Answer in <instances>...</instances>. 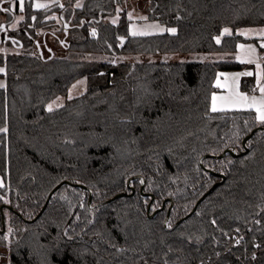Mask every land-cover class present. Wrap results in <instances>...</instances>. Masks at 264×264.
<instances>
[{"label":"trees","instance_id":"trees-1","mask_svg":"<svg viewBox=\"0 0 264 264\" xmlns=\"http://www.w3.org/2000/svg\"><path fill=\"white\" fill-rule=\"evenodd\" d=\"M76 1L0 0L5 27L23 15L0 30L20 46L0 50V264H264V123L211 105L218 74L250 66L162 59L237 50L252 40L237 28L264 26V0H145L176 31L135 35L126 7L108 19L124 0ZM40 30L64 52L44 55ZM81 77L85 91L47 108ZM241 89L256 92L255 76Z\"/></svg>","mask_w":264,"mask_h":264},{"label":"rangeland","instance_id":"rangeland-1","mask_svg":"<svg viewBox=\"0 0 264 264\" xmlns=\"http://www.w3.org/2000/svg\"><path fill=\"white\" fill-rule=\"evenodd\" d=\"M67 2L68 0H33L32 4H33V7L35 8H42V7L50 6V5L57 4V3L64 5ZM82 2L83 0H77L75 2V5L80 6ZM145 2H146L145 0H124V6H118L116 14L112 16H108V19L113 22H118L119 18L121 17V13H119V11H122L123 7H126L128 9L127 15L131 19L130 32L132 34L134 32L136 34H152V33L170 31V29H175L176 31L175 27H169L165 23L159 20L150 19L144 9L146 5ZM20 5H21V2H20ZM23 5H24V2L22 0L21 6ZM22 17H23L22 14L15 15L13 21L8 25V27H5V30L7 28L9 29L17 28L19 26V22L22 19ZM50 17H54L57 23V25L51 30L58 32L60 30L59 28L62 27V22L60 18L58 17V14L52 13ZM5 21H6V15L3 13L2 14L0 13V30L3 28L2 25L5 24ZM67 28L68 26L65 25V30ZM225 29H228V32H225L224 31ZM52 31H49V30L39 31L40 37L38 38V41H39L38 47L43 51V54L46 56L50 54L46 46L54 49L56 54H62L64 52V49L62 46L63 42L61 41L60 42L61 44H60L56 40V38L51 34ZM232 32H233V29L231 27H225L222 30V34L217 37V40L220 41L222 36L226 34H231ZM236 33L241 34L242 36L246 38H251L252 40L239 42L237 50L232 51V52H211V53L197 52V53H189V54H183V55L173 54V55H163L162 59L164 60H169V59L171 60H192V61H206V60L238 61V62L246 63L247 65L253 67V69L256 70L257 75L258 74L262 75L264 73V56H263L264 55V26L240 27V28H237ZM63 36L64 34L62 31L58 32V37L60 39H63ZM241 45H243V47H241ZM19 47L18 45H15L14 43L9 44L7 41H4V42L0 41V50L3 52L18 51ZM84 56L85 54L83 55V57ZM86 58L120 61V60H123L125 56H112V55H106V54L96 55V54L88 53L86 54ZM234 70H240V69H234ZM228 72L229 71L227 70H225L224 72H220L218 76L216 77L215 84L216 86L217 84H219V87L217 86L218 89L215 91L216 93L223 90L222 87L224 86L222 84H225V83L231 84L232 81L235 80L234 77L236 76V73H228ZM4 85H5V78L0 76V87ZM86 85H87V78L81 77L70 87L67 95H59L58 97H56L54 100L50 101L47 104V108L54 109L56 107L61 106L67 98L74 97L82 93L83 91H85ZM224 88L226 89V87ZM212 104L213 102L211 101V105ZM220 110H236V109L225 108V109H220ZM3 184H4L3 178L0 176V186H3ZM1 197H4V199L6 200V197L0 191V198ZM1 207L2 205H0L1 215L3 214L5 217V214L8 213V209L2 210ZM6 251L7 250L5 249L4 253H6ZM5 260L6 259L3 256L1 258L0 263H3Z\"/></svg>","mask_w":264,"mask_h":264},{"label":"crops","instance_id":"crops-1","mask_svg":"<svg viewBox=\"0 0 264 264\" xmlns=\"http://www.w3.org/2000/svg\"><path fill=\"white\" fill-rule=\"evenodd\" d=\"M227 71H229L228 73H236V76L234 77L235 80H233L231 84L228 83L222 84L224 87H226V89L222 87L223 90H221L218 93L216 92L213 93L214 94L213 96L217 97L215 101V105H218L216 106V110L225 109V108L252 109L256 112V116L258 117L259 113L256 111V108L260 106L261 101H264V93L260 91V89L264 87V73L262 75L259 74L257 75L256 70L253 69V67L251 68V66L249 68H242L240 70H227ZM246 73H252V75L255 76L257 82L256 92L247 93L240 88L241 80H242L241 78L251 76V75H247ZM213 96H212V102H213ZM242 97H247V100L242 99ZM253 100L255 101L254 106H253ZM1 217L2 215L0 211V218Z\"/></svg>","mask_w":264,"mask_h":264},{"label":"snow or ice","instance_id":"snow-or-ice-1","mask_svg":"<svg viewBox=\"0 0 264 264\" xmlns=\"http://www.w3.org/2000/svg\"><path fill=\"white\" fill-rule=\"evenodd\" d=\"M21 5H22V0H21ZM38 7H39V5H38ZM5 11H7L6 9H5ZM170 31H172V32H175V29H170ZM225 32H228V29H225L224 30ZM136 33L134 32L133 33V35H135ZM217 43H219V40H217ZM241 47H243V45H241ZM259 67V66H258ZM247 75H252V73H246ZM217 86L219 87V84H217ZM260 91L262 92V93H264V87H262L261 89H260ZM237 95H239V94H237ZM216 99H217V97L216 96H213V107H212V110L213 111H216V105H215V101H216ZM242 99H245V100H247V97H242ZM255 105V101L253 100V106ZM49 110H51V108L49 109ZM256 111L259 113V115H258V119L262 122V123H264V101H261L260 102V106L259 107H257L256 108Z\"/></svg>","mask_w":264,"mask_h":264},{"label":"water","instance_id":"water-1","mask_svg":"<svg viewBox=\"0 0 264 264\" xmlns=\"http://www.w3.org/2000/svg\"><path fill=\"white\" fill-rule=\"evenodd\" d=\"M5 26H6L5 24L2 25L3 28H5ZM254 132H255V130H253V131L251 132V134L245 138V140H244V142H243L244 145H245V143H246V140H247V139H248V138H249ZM224 154H225V152H223L220 156H223ZM232 154L235 155V152H232ZM220 156H218V157H220ZM201 161H202V159H201ZM130 181H131V179L128 180V182H127L128 185L130 184ZM144 183H145V181H144V179H143V185H144ZM216 186H217V184H214V185L212 186V188H211L210 190H208L207 194L210 193V192H211ZM121 195H122L121 193H120V194H117L114 198H116V197H120ZM203 198H204V196H203V197H202V198L196 203L194 209L190 212V214H191L194 210H196V208H197L199 202H200ZM5 206L10 208L9 205H5ZM150 206H151V203L149 204V208H150ZM163 207H164V204H163L162 208H163ZM170 208H171V207H170ZM1 209H2V210L4 209V205H2ZM156 211H157V210H155L150 216L152 217V216L156 213ZM2 213H3V211H2ZM2 219H3V227L5 228V217H4L3 214H2Z\"/></svg>","mask_w":264,"mask_h":264},{"label":"flooded vegetation","instance_id":"flooded-vegetation-1","mask_svg":"<svg viewBox=\"0 0 264 264\" xmlns=\"http://www.w3.org/2000/svg\"><path fill=\"white\" fill-rule=\"evenodd\" d=\"M3 32H5V28L1 29ZM4 256V250H3V245L0 243V261H1V258Z\"/></svg>","mask_w":264,"mask_h":264},{"label":"bare ground","instance_id":"bare-ground-1","mask_svg":"<svg viewBox=\"0 0 264 264\" xmlns=\"http://www.w3.org/2000/svg\"><path fill=\"white\" fill-rule=\"evenodd\" d=\"M20 36V35H19ZM21 41H22V39H21ZM25 46V45H24ZM30 46V45H29Z\"/></svg>","mask_w":264,"mask_h":264}]
</instances>
